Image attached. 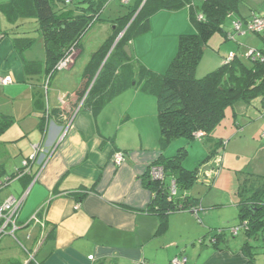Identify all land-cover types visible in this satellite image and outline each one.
<instances>
[{
	"label": "crops",
	"instance_id": "crops-1",
	"mask_svg": "<svg viewBox=\"0 0 264 264\" xmlns=\"http://www.w3.org/2000/svg\"><path fill=\"white\" fill-rule=\"evenodd\" d=\"M83 1L66 5L63 0H54L59 13L71 15L83 12L88 4ZM194 5L198 8L200 0H194ZM121 6L117 0L109 2L85 36L74 64L62 76H58L62 71L47 76L39 33L32 32L41 49L38 57L31 53L34 43L20 51L14 46V35H0V77L12 79L9 84L0 83V113L13 119L0 135V180L14 175L32 153L33 144L40 147L30 172L0 190V202L10 195L24 196L18 223L31 230L27 239L33 237L24 259L18 255L13 259L20 264H138L141 260L169 264L180 256L186 258L184 264H264V241L258 245L264 238V225L250 236L241 231L220 238L216 245L208 241L214 229L240 222L239 194L216 188L219 182H226L231 169L220 168L210 183L206 177L203 180V174L207 175L217 161L215 157L200 168V177L184 191L199 201L195 212L168 213L162 222V216L147 210L153 197L148 186L149 167L185 148L182 165L194 170L216 140L229 137L226 145L234 141L231 126L224 133L220 124L209 141L181 138L164 144L156 97L135 82L97 110L85 105L89 80L82 77L84 68L114 31V20L127 12V7ZM252 14L264 15V0H242L233 17L245 19ZM190 15L186 7L153 13L145 31L129 42L130 55L126 54L155 72H163L176 53L179 35L195 31ZM27 22L18 31H27ZM230 24L227 20L224 29ZM262 47L261 38L250 32L237 34L234 40L216 33L204 48L196 77L222 66L231 51L248 62L247 51ZM260 106L259 99L235 105L237 115L254 109L255 122L244 128L253 127V136L259 138L264 130ZM117 152L124 157L118 165L113 161ZM250 175L257 178L251 182L257 186L264 180V172ZM244 183L248 184V179ZM248 190L243 194H249ZM82 192L84 196L78 198ZM262 198L264 204V195ZM251 211L264 220V209ZM33 215L37 223L29 221Z\"/></svg>",
	"mask_w": 264,
	"mask_h": 264
},
{
	"label": "trees",
	"instance_id": "trees-1",
	"mask_svg": "<svg viewBox=\"0 0 264 264\" xmlns=\"http://www.w3.org/2000/svg\"><path fill=\"white\" fill-rule=\"evenodd\" d=\"M73 1L66 3L63 0L66 5L73 4ZM86 1L88 4L82 7L83 12L75 15L59 13L54 0L3 1V4H0V13H3L0 14V35H14V46L21 51L36 41V37H29V32L39 33L46 54L47 75L50 77L55 73L57 63L65 55L71 54L73 50L79 53L85 36L100 20L103 10L111 0ZM117 1L127 7V12L114 20V31L92 53L84 68L82 77L89 80L85 105L97 110L115 94L135 82L138 88L156 97L160 139L164 144H169L181 138L190 142L202 139L209 141L213 138V130L226 117L227 110H234V115H237L236 104H249L254 99H264V61L247 57L249 61L244 62L231 51L224 58L222 66L201 78L196 77V68L202 59L204 48L214 34L221 33L226 39L234 40L237 34L250 32L262 40L260 34L247 31L244 27V23L255 14L245 19H234V13L242 0H200L198 8L194 5V0H130L127 4ZM183 7L191 11L195 31L179 35L176 53L163 72H155L140 62L133 61L126 54L124 47L145 31L148 19L153 13L162 9L175 10ZM199 15L202 17L199 18ZM227 20H230L231 24L228 29H224ZM25 21L33 27L26 28L27 31H18ZM235 21L242 22L240 31L234 29ZM120 34L121 37L118 38ZM251 49L264 51V42L261 49ZM230 53L233 58L228 60ZM49 77L47 84L45 81V89L48 87ZM12 124V117L0 113V135ZM240 128L241 126L237 125V131ZM197 132H202L203 135L197 137ZM225 142L223 138L216 140L208 156L194 170H186L182 165L187 154L185 148H180L173 156L155 162L154 164L163 168L164 179L161 182L149 180L148 186L153 192V197L147 210L162 216V222L168 213L182 210L195 212L199 208V201L185 195L184 191L193 186L200 168L206 162L215 156L219 157V151L225 147ZM220 167L222 168L221 162ZM171 180L176 183L174 196H171L168 190ZM246 189H249V194L245 195L243 192ZM84 194L85 192H82L78 198ZM237 194L241 197L240 222L235 226L216 228L222 230L221 233L214 229L211 245H216L220 238L229 233V228L239 226L242 221L248 224L240 231H244L248 236L264 225V220L256 216L258 212L251 213L254 208L257 211L264 209V180L259 186L251 182L244 183ZM244 247L248 248L249 244L244 243ZM8 264L20 262L14 260Z\"/></svg>",
	"mask_w": 264,
	"mask_h": 264
},
{
	"label": "rangeland",
	"instance_id": "rangeland-1",
	"mask_svg": "<svg viewBox=\"0 0 264 264\" xmlns=\"http://www.w3.org/2000/svg\"><path fill=\"white\" fill-rule=\"evenodd\" d=\"M3 1L8 0H0V4H3ZM125 7L126 6L122 5L120 8ZM25 26L31 28L33 25L28 22ZM29 37H34L32 32L29 34ZM40 52L41 49L35 42L31 48V53L38 57ZM77 55L78 53L75 51L74 58ZM67 70L65 69L63 71ZM63 71L61 73L59 72L60 74L58 76H62L64 74ZM55 73L57 74L58 72ZM256 102L258 101H255L254 105H256ZM254 113L255 111L252 107L247 115L240 113L234 115L231 114L229 110L219 127L222 128L224 133L230 126L234 129V141L229 145H225V147L219 151L218 157L222 164L221 170L231 169V173L225 183L219 185V182L218 186H216L217 189H225L226 191H229L230 195H234L236 192L240 191L243 188V182L246 181V179H248V183L255 180L254 177H251L250 172H264V141L260 140L259 136H253V127H250L248 130L244 128L246 124L255 122L256 116ZM237 123L243 127L241 131H237ZM224 139H229L228 142L231 141L229 137ZM17 227L18 229L13 236L10 233H6L0 238V264H8L15 260L13 258H17V255L18 259H24L27 250L30 248V243L33 240V237L31 239L26 238L30 229L21 228V225H17ZM9 229L11 228H8V230ZM239 234H241V231ZM227 235L230 236L229 233H227ZM263 241L264 238H261L258 245H261Z\"/></svg>",
	"mask_w": 264,
	"mask_h": 264
},
{
	"label": "built area",
	"instance_id": "built-area-1",
	"mask_svg": "<svg viewBox=\"0 0 264 264\" xmlns=\"http://www.w3.org/2000/svg\"><path fill=\"white\" fill-rule=\"evenodd\" d=\"M73 0H65V2H72ZM122 4H127L130 0H119ZM203 1V0H202ZM202 16L199 15V18H201ZM242 22L240 21H235L233 23L234 29L236 31H240L242 28ZM244 27L247 31H251V32H255L258 33L262 36V40L264 42V15H254L253 17H251L249 20H247L244 23ZM244 33V32H242ZM76 50H73L71 54L69 55H65L55 66V72L56 71H63V70H67L69 69L72 64H73V60H74V53ZM247 57L251 58L252 60H260V61H264V51H257V50H253L250 49L247 52ZM233 58V54L230 53L228 60ZM12 82V79L10 76H5V77H0V83L1 84H9ZM47 84V81H46ZM260 112H259V117L260 118H264V99L261 101V108H260ZM203 135L202 132H197L196 136L197 137H201ZM260 137L262 140H264V130L260 133ZM226 144V142L224 143ZM33 151L32 153L28 156V158L26 160H24L22 162V165L20 168H18L13 176H8L6 178H4L3 180H0V190L5 188L11 181H13L14 179H18L22 176H24L25 174L30 172V164L36 160L37 158V153L40 151V147L37 144H33L32 145ZM216 158V162L214 164V166H212L210 172L204 176L203 174V178H207V181L210 183L218 174L219 170H220V160L218 159V156H215ZM124 160V157L121 153H115L114 154V163L116 165L121 164ZM149 176L151 180L154 181H163L164 179V170L160 165L157 164H152L149 167ZM198 177H200V171H199V175ZM197 177V178H198ZM206 178L203 179L204 181H206ZM169 194L171 196H174L176 194V183L174 180L170 181L169 184ZM24 201V196L22 197H14L12 195L6 197L2 202H0V238L3 234L6 233H10L12 236L15 234V231L18 229L17 225H19L18 223V215H19V211L21 208V205L23 204ZM29 221L32 222H38V219L35 215H33ZM247 222L246 221H242L240 223L239 226L233 227V228H229V234L231 235H236L238 234V232L240 230H244L247 226ZM8 228H11L8 230ZM215 231H217V233H221L222 230L220 229H216ZM213 231V232H215ZM213 232L210 234V236H208V241L209 243H212L213 241L211 240L212 236H213ZM185 263V258H178V257H174L172 258L170 264H184ZM138 264H150L149 262H146L144 260H141Z\"/></svg>",
	"mask_w": 264,
	"mask_h": 264
},
{
	"label": "water",
	"instance_id": "water-1",
	"mask_svg": "<svg viewBox=\"0 0 264 264\" xmlns=\"http://www.w3.org/2000/svg\"><path fill=\"white\" fill-rule=\"evenodd\" d=\"M115 42H116V40H115ZM124 50H125V52H126L128 55H130V50H129L128 46H125V47H124Z\"/></svg>",
	"mask_w": 264,
	"mask_h": 264
},
{
	"label": "clouds",
	"instance_id": "clouds-1",
	"mask_svg": "<svg viewBox=\"0 0 264 264\" xmlns=\"http://www.w3.org/2000/svg\"><path fill=\"white\" fill-rule=\"evenodd\" d=\"M123 33V32H122ZM121 37V34L118 36V38H120Z\"/></svg>",
	"mask_w": 264,
	"mask_h": 264
}]
</instances>
